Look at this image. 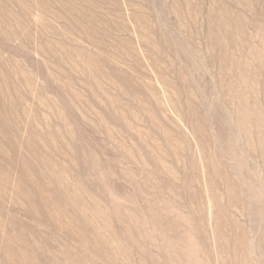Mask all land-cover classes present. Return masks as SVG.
<instances>
[{
	"label": "rangeland",
	"instance_id": "obj_1",
	"mask_svg": "<svg viewBox=\"0 0 264 264\" xmlns=\"http://www.w3.org/2000/svg\"><path fill=\"white\" fill-rule=\"evenodd\" d=\"M0 264H264V0H0Z\"/></svg>",
	"mask_w": 264,
	"mask_h": 264
}]
</instances>
